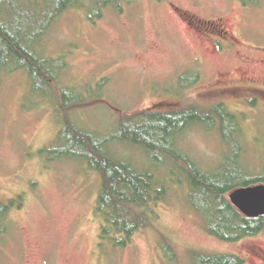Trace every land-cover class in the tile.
Segmentation results:
<instances>
[{
	"label": "rangeland",
	"instance_id": "374dc122",
	"mask_svg": "<svg viewBox=\"0 0 264 264\" xmlns=\"http://www.w3.org/2000/svg\"><path fill=\"white\" fill-rule=\"evenodd\" d=\"M86 1L98 18L95 1ZM22 8L41 16L29 3ZM124 12L110 9L90 22L84 11H71L58 21L43 53L60 61L52 68L59 85L38 86L18 72L0 86V207L13 209L5 224L13 228L0 239V264H190L196 253L264 264L254 258L264 257V235L239 244L211 238L163 170L158 182H169L170 194L155 209L154 227L123 251L101 244L95 212L102 180L87 164L59 158L67 151L66 125L103 140L116 137L123 116L224 105L245 134L238 143L249 153L240 169L264 178V0L256 8L241 0H140ZM196 77L197 86L183 92ZM77 97L89 108L64 112ZM221 128L216 122L183 138V150L204 170L215 172L235 154V136ZM109 152L149 169L139 150L115 144ZM167 243L177 262L166 254Z\"/></svg>",
	"mask_w": 264,
	"mask_h": 264
},
{
	"label": "trees",
	"instance_id": "16d2710c",
	"mask_svg": "<svg viewBox=\"0 0 264 264\" xmlns=\"http://www.w3.org/2000/svg\"><path fill=\"white\" fill-rule=\"evenodd\" d=\"M40 1L0 0V86L6 77L18 72L28 73L38 86L39 83L46 87L59 85V78L54 75L52 68L60 61L45 60L46 55L43 53L46 39L58 21L71 11H84L90 22L101 20L110 9H115L117 15L122 16L124 7L135 6L140 0H94L98 18L87 7L86 0H44L45 7L42 8ZM241 2L245 7L256 8L260 7L262 0ZM23 3H29L41 16L25 11ZM13 17L17 19L12 21ZM199 78L196 77L191 85H184L182 91L196 87ZM39 92L40 88L35 89V94ZM64 95L62 92L63 100ZM88 105L81 97H77L74 104L64 105L62 109L70 113L88 109ZM216 122L223 127L222 133L232 139L235 136L237 144L234 156L213 172L204 170L197 160L184 151L182 141L204 126L215 127ZM239 126L240 118L231 114L224 105L209 111L195 105L167 113L146 112L123 116L116 137L103 140H97L69 124L63 136L67 151H61L58 155L62 159L73 158L87 164L90 171L101 177L102 191L95 212V218L101 224V244L111 243L116 250L123 251L131 246L139 233L154 227L155 209L167 203L170 194L169 182H158L162 170L166 174L170 171V179H175L170 185H179L183 189L185 202L199 218L205 233L221 243L239 244L264 234V217L257 220L245 218L229 199L238 190L264 185L262 176L253 179L248 177L252 173L251 168L240 169L242 164L239 162L246 159L249 152L246 145L242 147L238 143V140H245L244 131ZM232 139H228L229 142ZM115 144L143 152L148 157L149 169L141 171L130 163L113 158L109 148ZM12 211L0 207V239L13 228L12 224L5 226ZM164 249L172 257L171 260L176 261L172 245L167 243ZM190 264L246 262L234 256L196 253L191 256Z\"/></svg>",
	"mask_w": 264,
	"mask_h": 264
},
{
	"label": "water",
	"instance_id": "95a60500",
	"mask_svg": "<svg viewBox=\"0 0 264 264\" xmlns=\"http://www.w3.org/2000/svg\"><path fill=\"white\" fill-rule=\"evenodd\" d=\"M229 199L245 218L257 220L264 217V185L238 190Z\"/></svg>",
	"mask_w": 264,
	"mask_h": 264
},
{
	"label": "flooded vegetation",
	"instance_id": "af4514ba",
	"mask_svg": "<svg viewBox=\"0 0 264 264\" xmlns=\"http://www.w3.org/2000/svg\"><path fill=\"white\" fill-rule=\"evenodd\" d=\"M215 29H216V30H215V33L220 35V32H219V31L217 32V27H216ZM215 43H216V45H218L216 41H215ZM235 46H236L235 44L231 43V47H229V48H230L229 50L232 51V50L234 49ZM220 49H221V48H220ZM221 50H222V49H221ZM225 50H228V49L225 48ZM262 235H264V234H262ZM262 235H261V236H262ZM259 237H260V236H259ZM259 237H256V238H259ZM256 238H254V239H256ZM254 258H256L257 260L259 259L260 262L262 261V262L264 263V257L255 254Z\"/></svg>",
	"mask_w": 264,
	"mask_h": 264
}]
</instances>
